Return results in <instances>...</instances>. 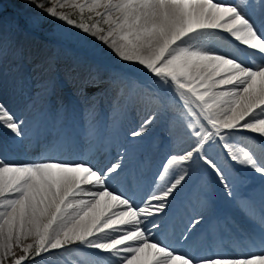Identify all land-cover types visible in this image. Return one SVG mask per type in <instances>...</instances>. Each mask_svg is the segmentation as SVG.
<instances>
[{
  "label": "snow or ice",
  "instance_id": "snow-or-ice-1",
  "mask_svg": "<svg viewBox=\"0 0 264 264\" xmlns=\"http://www.w3.org/2000/svg\"><path fill=\"white\" fill-rule=\"evenodd\" d=\"M24 4L102 42L136 71L75 60L64 72L77 99L54 100L59 57L25 75L16 18L0 17V87L9 83L20 99L17 112L0 103L9 132L0 150L41 149L31 162L0 158V264L70 251L85 264H264V150L241 146L245 133L264 145V0ZM215 38L231 48L214 47ZM161 123L169 152L145 185L143 140ZM110 148L114 157L96 155ZM194 170L204 174L189 201L194 214L172 243L173 201ZM209 178L246 228L216 211ZM198 235L238 242L204 249Z\"/></svg>",
  "mask_w": 264,
  "mask_h": 264
},
{
  "label": "bare ground",
  "instance_id": "bare-ground-1",
  "mask_svg": "<svg viewBox=\"0 0 264 264\" xmlns=\"http://www.w3.org/2000/svg\"><path fill=\"white\" fill-rule=\"evenodd\" d=\"M13 3L14 11H16L20 16V21L17 22V29H19V31H16V39L18 46L21 47L24 51V59L19 62L22 64L21 72H23L25 75H35V73L32 72L34 64L37 63L40 59L53 54H56L59 57L57 68L62 67L63 69H66L70 67L73 61L68 51L62 48H57L56 46L46 44L44 42L39 41L38 39H33V41H31L30 43L28 42L27 33L24 31V29L21 28V23L25 24L28 28H31V20H29V18L35 15H42L43 13L39 12L32 6H26L24 4V0H13ZM85 35L87 36L90 42L89 46L87 47V52L92 53L95 59L97 57H101L105 61L109 62L107 66H103L96 63L93 66L99 67L101 70L117 68L118 66H126L128 68L135 69V65H122L116 60L111 51L105 45L102 44V42L95 40L87 34ZM210 43L218 49L231 48L229 42L224 39L215 38L211 40ZM29 58H31V62H29ZM81 66L82 68L88 67L83 64H81ZM89 66H91V64ZM59 77L60 79L62 78L61 80L63 81V84L62 87L57 90L56 96L53 97V99L62 100L65 103H69L73 100H76L77 97L75 95V92L65 96L63 94L64 90L75 91L76 84L66 79L64 70L63 75ZM140 78L146 79L142 76ZM0 103L5 104L11 111L18 108L20 105V99L17 95L13 93V90L9 83H5L2 87H0ZM13 112H17V110H14ZM137 122L138 118L130 122L127 125L128 129L135 127ZM243 135L245 137V140L241 142V146H249L252 148V150L256 151L257 153H260L262 150H264V145L260 143L259 139L252 138L254 137V134L245 133ZM8 142V130L4 129L3 127H0V144H7ZM143 145L145 159V166L143 168V183L147 185V183L154 178L157 166L163 160L164 156L169 152V146L163 133V123L158 125L152 133H150L144 138ZM21 147L9 150H0V158L9 160L10 152ZM30 150L31 153H28L26 160L23 162H31L39 158L41 154V149L39 147L33 146L30 148ZM96 155L100 156L101 159H104L109 156L114 157L115 148H110L106 153L102 151L98 152L96 153ZM61 158L72 159L73 157L64 156ZM203 175L204 174L202 172L194 170L191 179L188 181L187 185H185L184 191L181 193L180 196H178L175 201H173V206L170 211V224L167 230V235L172 237L169 242H175V236L180 233L181 229L187 223L189 215L194 214L190 212L189 201L191 200L192 204L195 205L196 197L198 195V189L203 180ZM209 182L211 192L214 197L216 211L221 215L235 216L236 219L240 220L242 225L246 228L247 225L244 224L242 218L239 217V215L227 202L220 187L211 178H209ZM172 225H174L175 227L173 228ZM203 228L204 225H201V228L197 230V233H202ZM196 242L204 249H207L209 246H214L227 250L231 248L230 246L232 244L237 243L238 239L228 238L224 236L204 237L203 235H198ZM72 261H75L76 264H85L86 258H81V256L77 252L70 251L66 256H60V254L56 252L52 255H46L43 259L37 257L35 264H71Z\"/></svg>",
  "mask_w": 264,
  "mask_h": 264
},
{
  "label": "rangeland",
  "instance_id": "rangeland-1",
  "mask_svg": "<svg viewBox=\"0 0 264 264\" xmlns=\"http://www.w3.org/2000/svg\"><path fill=\"white\" fill-rule=\"evenodd\" d=\"M15 16L16 21H20V16L16 11H14L13 0H0V17L4 19H11ZM31 18H36V23L33 24L31 21V28H28L25 24L21 23V28L27 33V40L30 43L33 39H38L46 44L56 46L57 48H62L70 54L72 61L79 60L81 64L93 66L95 63L103 66H107L109 62L105 61L101 57H95L92 53L87 52V47L89 46V40L87 36L82 33L79 29L72 26H67L64 22L58 21L54 18L48 17L44 14L35 15ZM29 18V20H31ZM72 18H77L73 15ZM19 31V29H16ZM42 33V34H40ZM70 42L68 45L64 42ZM126 67L118 66L117 68ZM132 67V66H131ZM57 74L59 76L63 75V68H57ZM135 72V69H132ZM140 75L139 73H136ZM62 79V78H61ZM73 93L75 91L68 90L66 93Z\"/></svg>",
  "mask_w": 264,
  "mask_h": 264
}]
</instances>
